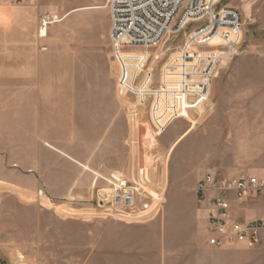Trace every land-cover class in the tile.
<instances>
[{
    "label": "rangeland",
    "instance_id": "374dc122",
    "mask_svg": "<svg viewBox=\"0 0 264 264\" xmlns=\"http://www.w3.org/2000/svg\"><path fill=\"white\" fill-rule=\"evenodd\" d=\"M221 4L240 12L242 36L236 53L217 63L203 102L193 91L176 92L170 69L198 22L150 46L111 45L115 96L130 107V130L126 110L122 121L105 115L117 106L90 103L102 95L86 87L99 64L83 26L58 14L61 21L49 26L59 24V39L47 42L50 28L41 36L39 21L31 33L4 16L0 264H264V229L252 246L208 244L195 189L207 172L264 178V0ZM210 44L194 49L225 50L218 37ZM111 171L155 195L157 208L142 215L106 202ZM263 216L264 196L231 204V220Z\"/></svg>",
    "mask_w": 264,
    "mask_h": 264
},
{
    "label": "built area",
    "instance_id": "2783aa9c",
    "mask_svg": "<svg viewBox=\"0 0 264 264\" xmlns=\"http://www.w3.org/2000/svg\"><path fill=\"white\" fill-rule=\"evenodd\" d=\"M108 9L109 37L116 48L150 46L168 32L176 33L187 23L198 22L199 26L187 34L177 58L170 63V69L177 70L174 77L179 90L176 92L193 91L202 102L207 99L217 63L226 53H236L242 36L240 12L221 4V0H109ZM61 19L56 14H42L39 34L44 36L48 26ZM213 37H218L220 45L225 47L224 51H217V56L194 49L198 45L215 46L210 44ZM113 55L115 57L117 53ZM109 182L112 185L111 193L105 198L106 202L112 201V206L122 205L142 215L150 214L157 208L158 200L152 193L146 190L139 193L124 179H110ZM195 189L197 201L206 214L208 244L223 246L244 243L252 246L258 242L264 229V216L231 220L230 209L233 201L241 203L264 196V178L207 172L197 181ZM138 196L143 199L137 207Z\"/></svg>",
    "mask_w": 264,
    "mask_h": 264
},
{
    "label": "crops",
    "instance_id": "0c3cea01",
    "mask_svg": "<svg viewBox=\"0 0 264 264\" xmlns=\"http://www.w3.org/2000/svg\"><path fill=\"white\" fill-rule=\"evenodd\" d=\"M108 0H103L102 2H95L93 0H0V26L3 25V18L7 14H11V21L13 24L19 26L26 25L29 32H35L36 25L39 21V16L42 14H59L63 16V19L67 18L68 26L80 25L85 29V37L88 42L89 48L96 49L97 55H95V60L92 59L97 65V80L92 82L90 87L93 89L100 90L102 96L96 97L90 103L107 105V106H117L111 109L107 108L105 115L109 117H115L118 115L119 119L124 121L125 115L128 118V123L126 124V129L131 128L129 123L130 107L122 99V97L115 96V66H114V55L112 52V43L109 37L110 30V14L107 10ZM84 12V15L78 16L79 13ZM50 28V36L47 38V42L53 41L57 42L59 36L60 28L59 24L56 26L48 27ZM54 28V29H53ZM56 44L54 43L53 46ZM133 86V85H132ZM58 87H64V85H59ZM74 87H77L76 85ZM99 91V92H100ZM137 98V103L140 105L146 104V98ZM157 101L154 99L153 104ZM126 110V114H125ZM179 116L173 118L176 119ZM172 119V120H173ZM152 120L156 123L155 118ZM109 121V120H108ZM159 132L162 131L158 129ZM184 135V134H183ZM180 134L176 138V144L179 143ZM207 167H202V170H206ZM107 178L111 179H127L125 174L118 171H111L105 175Z\"/></svg>",
    "mask_w": 264,
    "mask_h": 264
},
{
    "label": "bare ground",
    "instance_id": "6f19581e",
    "mask_svg": "<svg viewBox=\"0 0 264 264\" xmlns=\"http://www.w3.org/2000/svg\"><path fill=\"white\" fill-rule=\"evenodd\" d=\"M135 59H136L137 61H140V59H141V58H140V57H138V56H136V58H135Z\"/></svg>",
    "mask_w": 264,
    "mask_h": 264
}]
</instances>
